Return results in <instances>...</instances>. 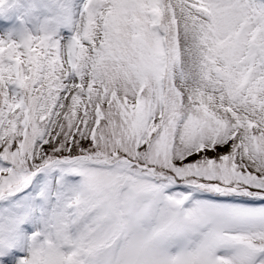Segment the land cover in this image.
<instances>
[{"label": "snow or ice", "instance_id": "snow-or-ice-1", "mask_svg": "<svg viewBox=\"0 0 264 264\" xmlns=\"http://www.w3.org/2000/svg\"><path fill=\"white\" fill-rule=\"evenodd\" d=\"M0 264H264V0H0Z\"/></svg>", "mask_w": 264, "mask_h": 264}]
</instances>
